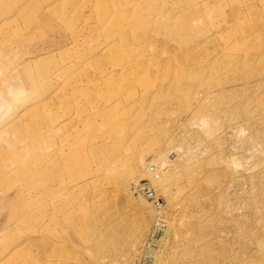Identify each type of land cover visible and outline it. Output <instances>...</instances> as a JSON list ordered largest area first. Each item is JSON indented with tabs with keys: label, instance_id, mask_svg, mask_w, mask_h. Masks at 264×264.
<instances>
[{
	"label": "rangeland",
	"instance_id": "1",
	"mask_svg": "<svg viewBox=\"0 0 264 264\" xmlns=\"http://www.w3.org/2000/svg\"><path fill=\"white\" fill-rule=\"evenodd\" d=\"M134 1L0 0V264H264V0Z\"/></svg>",
	"mask_w": 264,
	"mask_h": 264
},
{
	"label": "bare ground",
	"instance_id": "2",
	"mask_svg": "<svg viewBox=\"0 0 264 264\" xmlns=\"http://www.w3.org/2000/svg\"><path fill=\"white\" fill-rule=\"evenodd\" d=\"M95 3L97 5V7L99 8V11L101 13V23L103 24V26L107 25H111V27L113 28H127L125 26V24L122 21V18H120L118 15H115V7L113 4H109L107 2V0H95ZM133 3V6L135 5V7L137 8V1L135 0ZM144 6H140L136 9V11L138 10H142ZM139 23V22H138ZM125 26V27H122ZM115 29H109L106 30L108 32V34H113L115 35ZM111 32V33H109ZM142 41V40H140ZM106 77V76H104Z\"/></svg>",
	"mask_w": 264,
	"mask_h": 264
}]
</instances>
